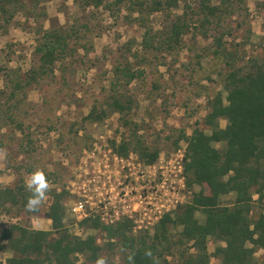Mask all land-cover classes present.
Masks as SVG:
<instances>
[{
    "label": "trees",
    "instance_id": "1",
    "mask_svg": "<svg viewBox=\"0 0 264 264\" xmlns=\"http://www.w3.org/2000/svg\"><path fill=\"white\" fill-rule=\"evenodd\" d=\"M245 1L184 0L182 13L173 14L166 32L158 36L151 31L148 16L158 11L172 16V8L179 5V0H112L106 4H103V0H83L85 6L92 5L96 9L101 6L113 10V7L119 9L121 5H126L129 19L144 27L141 40L144 56L133 51L130 43L126 44L127 47L113 63V77L106 89L110 93L103 101L107 108L93 103L88 113L80 120L71 122L66 132L58 130L57 116V120L53 121L47 115L43 121L45 131L58 130V143H63L67 138L78 145L79 151L74 153V159L78 160L84 148L92 147L87 126L116 112L124 135L118 144L115 140L110 141L113 151L122 157L132 153L138 162L153 164L159 156L161 145L156 140L149 141L134 119V100L127 89L134 79L143 77L146 69L140 67L141 63L147 64L154 74L159 65L166 64V56L176 59L179 52L188 47L196 51L191 58L195 73L202 71L203 77L209 81H214L210 75H217L226 92L223 96L222 91L200 86L205 91L204 107L207 110L202 122L208 126L209 132L200 127L196 119L189 134L182 126L172 129L165 136L166 140H171L174 148L184 140L185 183L188 187L198 184L201 188L190 201L172 212L162 214L152 231L144 229L134 232L132 219L127 217L111 224L101 222L98 216H89L78 222L80 230L100 231L104 239L100 243L92 232L79 236L65 226V219L72 224L73 220L67 214L65 201L71 194L67 188L65 190L64 184L60 189L47 187L43 197L48 195L50 201L42 212L40 204L43 198L35 206L28 207L33 193L20 177L13 186L0 185V214L21 207L28 210L27 218L37 214L50 219L51 227L47 230L35 229L18 222L3 227L0 250L6 248L11 255L4 261L0 260V264H96L103 254L109 256L116 252L121 257V264H211V257L218 259L217 264H254V252L264 250V59L247 57L244 52L240 55L239 44L230 46L225 39L226 35H232L228 20L242 9ZM45 2L0 0V29L10 25L18 14L35 22L36 59L25 71L6 64L0 66L3 75L0 127L8 129L7 134L0 136V151L7 142H12L18 132L17 153L24 156L27 164L20 162L16 167L25 169L24 173L35 171L38 146L37 134L31 129L32 123H24L32 115L27 108L31 105L27 101L29 90L47 86L51 91L50 95L43 97L40 105H36L38 109L35 113L53 112L56 109L58 101L55 95L58 92L52 91L58 85L56 70L59 67L61 77L66 79L65 61L67 55L71 54L70 42L72 38L82 36L78 35L82 24L76 26L77 20L67 29L61 26L44 28L41 19L46 15ZM133 12H137L138 16L132 18ZM83 28L88 29L86 25ZM186 34L191 40L188 46L182 42V36ZM198 35L204 38L212 36V41L196 49L193 46ZM80 47L84 50L83 55H87V40ZM147 52L154 59L146 58ZM158 52L161 57L157 56ZM130 56L140 64L135 66ZM206 57L208 63L204 67L201 59ZM9 60L11 57L7 55ZM152 83L151 96L158 94L160 87L155 77ZM197 110L194 108V111ZM186 115L189 118L192 114L188 111ZM221 119L225 120L223 127L219 123ZM79 130L84 132L79 135ZM5 137L7 141H4ZM43 176L46 183L51 178L53 182L58 181L54 172L43 171ZM229 194L232 195L231 200L223 202V197ZM196 212L202 215V219ZM209 238L223 244L209 252Z\"/></svg>",
    "mask_w": 264,
    "mask_h": 264
},
{
    "label": "rangeland",
    "instance_id": "2",
    "mask_svg": "<svg viewBox=\"0 0 264 264\" xmlns=\"http://www.w3.org/2000/svg\"><path fill=\"white\" fill-rule=\"evenodd\" d=\"M112 0H103V4ZM191 2V0H187ZM177 7L172 8V16H169L165 12H154L148 16V24L152 32H155L158 36L164 34L169 25L170 19L173 14L180 15L184 7V0H179ZM46 11L45 18L41 19L44 28L63 27L69 28L74 21H78L76 26L82 24L80 30L82 34L81 38H72L69 47L71 54L67 55L65 61L63 80L61 73L56 70V76L58 85L56 89L52 90L55 95L58 106L53 112L47 113H35L38 109L36 105H40L43 97L47 94L50 95L49 87L44 86L41 88L32 87L29 90L27 101L31 104L27 108L31 112V116L25 119L24 123H32L38 138V146L35 155V171H39L43 175V171L54 172L57 175L58 181L53 182V178L48 180L47 184L50 188H61V184H64L65 190L70 187L71 181L75 179V176L82 174L81 178L86 179L92 177L94 172V166L98 164V161L104 157V153L110 157L107 152L110 146V141L115 140L118 144L120 139L124 135L123 128L120 127L119 115L116 112L109 113L104 120L100 122H93L87 126L86 131L91 134L92 147L84 148L79 155L78 160L74 159V153L79 151L78 145L73 144L64 138L63 143H58L57 138L59 131H67L71 122L80 120L84 115L88 113L93 103L106 107L104 100L109 95V91L106 89L109 86V81L113 77V63L120 57V52L127 47L126 44L130 43L132 50L139 53L140 56H144L141 51V40L144 35V27L139 26L136 22L129 19V11L126 5H121L117 8H102L101 6L96 9L92 5H84L83 0H46L44 3ZM168 15V16H167ZM132 18L138 16L137 12L131 13ZM128 17V18H127ZM228 23L232 30V35H226L225 39L230 46L239 44L240 55L243 52L246 56H257L264 59V0H246L242 9L235 13ZM35 22L33 19H25L24 16L18 14L14 17L12 23L8 26L0 29V66L7 65L10 68L20 67L21 70H26L31 62L36 59L34 56V46L36 34L33 31L35 28ZM86 25L88 29L83 28ZM74 29V28H73ZM213 35V34H212ZM156 38H158L156 36ZM87 40L89 51L87 55H83V48L80 44ZM189 34L182 36V42L187 46L190 43ZM212 41V36L204 38L197 36L196 44L193 46L196 49L209 44ZM129 45V44H128ZM194 48V49H195ZM195 50H190L188 47H184L178 54L176 59L171 56H166V64L159 65L154 71V74L149 70L147 64H140L130 56V60L133 63L140 64L145 68L143 77L134 79L128 86L127 91L131 93L134 103L132 113L134 119L141 126L142 132L147 136L148 140L153 142L157 141L160 146V153L157 160L153 163L156 170V180H153V174L150 172L151 168L143 167V164L139 162L134 154L132 157L128 155L124 158L125 168L120 172V181L125 180L124 174H130L132 183H134L136 175L141 174L140 170H147L149 175L144 177L145 181H137L143 186L145 182L144 194L150 195V198L144 199L142 205L138 208L146 205V214L136 211L133 213V217L136 223L133 229L134 232L139 230L152 231L153 225L156 221L149 223V221L155 220L157 209L162 208V213L176 210L178 206L191 200L192 196L200 190L198 184L187 186L185 183L186 176L183 174V185H179L176 182L174 187L169 185V179L172 178L174 169V154L179 146L184 145V140L179 142V146L174 148L171 144V140H166L165 136L168 135L172 129L185 126L186 131L189 134L191 132L194 121L197 119L206 132L210 129L203 124V118L206 114L204 107L206 103L205 91L200 89V86H206L213 91H222V95L225 96L226 92L222 89L221 79L215 74L210 75L212 80L209 81L203 77V72L199 71L195 73V64L191 63ZM163 54V53H162ZM7 55L11 57V60L7 61ZM146 58H153L150 52L145 53ZM157 56L161 57V53H157ZM154 59V58H153ZM134 60V61H133ZM208 58L201 59V65L206 66ZM59 63V62H58ZM61 64V63H60ZM59 65V64H58ZM157 73V74H156ZM154 77L159 81L160 87L158 94L151 96L152 81ZM3 86V75L0 72V88ZM208 89V90H209ZM33 105V106H32ZM194 108H198L197 112ZM190 111L191 117H187L186 112ZM35 113V114H33ZM55 113V114H54ZM36 115V116H35ZM49 116L50 119L56 121V116L59 118V131L53 130L46 132L43 126L44 118ZM31 118V119H30ZM42 119V120H41ZM41 120V121H40ZM38 121H40L38 123ZM220 126L225 125V120L219 121ZM84 131L79 130L78 134L81 135ZM8 133L6 127H0V136H4ZM16 134V135H15ZM12 142H7L4 149L0 151V185L1 186H13L22 177L27 183L31 173H24L25 169H18L16 165L20 162L27 164L23 155L17 153L18 140L16 139L19 134L16 132ZM4 141L6 137L3 138ZM96 148L94 158L87 157L90 155V150ZM65 149V150H64ZM113 150V149H112ZM105 156L104 158H106ZM87 157V164L82 160ZM98 159V161H97ZM112 161V160H110ZM97 162V164H96ZM129 164L130 168L126 166ZM162 165L163 167H159ZM44 169V170H43ZM149 169V170H148ZM161 170H164L163 172ZM163 173L167 180L163 187L160 188L158 196H154L151 193L152 190L158 188L155 183L159 184ZM163 176V177H164ZM151 179V180H150ZM204 190H206L204 188ZM132 193H135L133 190ZM67 198L71 200L78 196L73 193ZM71 197V198H70ZM256 195H254V198ZM232 195L229 194L223 197V202H229ZM129 199V203L132 206L135 200ZM145 200L149 201L145 204ZM50 201V197L45 195L40 209L43 212L47 209ZM163 205L162 207H159ZM137 208V207H136ZM21 209V212H19ZM28 210L21 207L13 208L11 212H3L0 214V232L3 227H6L11 222H18L26 227L30 228H47L50 229L51 221H47L46 218L34 214L29 218L26 217ZM196 215L202 219V215L196 212ZM128 218V217H127ZM131 219V218H130ZM65 226L72 233L77 230L74 228L71 221L65 219ZM94 233L97 236V241L102 243L104 241L100 231L98 230H80L79 236H85L88 233ZM218 242L209 238L208 250L214 251ZM250 245V243H247ZM11 255V251L4 248L0 250V260L4 261L6 257ZM254 264H264V250L258 249L254 253ZM82 260V258L80 257ZM79 259V260H80ZM110 261H107V260ZM212 264H216L218 259L211 257ZM121 264V257L116 254L107 256L102 255L101 260L96 264ZM79 264V263H77ZM92 264V263H88Z\"/></svg>",
    "mask_w": 264,
    "mask_h": 264
},
{
    "label": "built area",
    "instance_id": "3",
    "mask_svg": "<svg viewBox=\"0 0 264 264\" xmlns=\"http://www.w3.org/2000/svg\"><path fill=\"white\" fill-rule=\"evenodd\" d=\"M184 149V145L179 146L174 154V169L171 170L173 172V176L168 180L169 185L173 188V190L175 189V185L173 184L176 182H178L179 185H183L182 173ZM95 150V147L92 148L90 150V155H87V157L94 158ZM107 152L110 154V157L104 153V157H107H102L100 161L97 159V165H95V162H92V166H94V169L92 170L94 174L92 177L82 179V174H78L75 176V179L71 181L70 187H67L70 193H75L78 196L77 198H73L66 203L67 214L73 220V226L77 230L74 232L76 234H80L78 222L89 216H98L101 222L105 224H111L125 217L134 219L132 217L133 213L136 211L142 212L144 215L146 214V205L142 206V208L138 207H140V204L142 205L144 199L151 197L150 195L144 194V187L148 183L145 182V184L142 186L137 180L140 178V181H145L144 177H149L147 170H140L141 174L136 175L134 183H132L130 174H124L125 180L121 182L120 172L125 168L124 158L117 155L111 147H108ZM129 155L132 157V153ZM87 157L82 160V162L85 164H87ZM137 164H139V162H137ZM142 164L143 167L152 169L150 172L153 174V180L155 181L156 170L154 164ZM126 166H128L127 168H130L133 165L129 166V164H127ZM159 167L163 166L159 165ZM119 170L120 172L116 174V172ZM161 171L163 172L164 170ZM163 176L164 175L162 173L160 175L161 180L159 184L155 183V186H158V188L151 191V193L155 194V197L158 196V193H160L159 187H163L167 180V177ZM133 190L135 193H132ZM132 196L135 200L134 204L136 206H132L129 203V199L133 200ZM148 202L149 201L145 200V204ZM162 206L163 205L159 207ZM161 209L162 208L156 210L157 214L155 215V220L149 221V223L157 221L162 216ZM133 221L135 222L136 220L134 219Z\"/></svg>",
    "mask_w": 264,
    "mask_h": 264
},
{
    "label": "clouds",
    "instance_id": "4",
    "mask_svg": "<svg viewBox=\"0 0 264 264\" xmlns=\"http://www.w3.org/2000/svg\"><path fill=\"white\" fill-rule=\"evenodd\" d=\"M27 189L33 193V197L28 201V207H33L39 203V200L43 198V194L47 190V183L45 177L41 172L36 171L30 175L27 180Z\"/></svg>",
    "mask_w": 264,
    "mask_h": 264
},
{
    "label": "crops",
    "instance_id": "5",
    "mask_svg": "<svg viewBox=\"0 0 264 264\" xmlns=\"http://www.w3.org/2000/svg\"><path fill=\"white\" fill-rule=\"evenodd\" d=\"M50 221V219H47V221ZM36 229V228H35ZM37 229H46L47 230V228H41V227H39V228H37ZM216 242H218V243H216L217 245H219V244H223L222 242H220V241H216ZM255 253V252H254ZM218 262H216V264H217ZM212 264V263H211Z\"/></svg>",
    "mask_w": 264,
    "mask_h": 264
}]
</instances>
